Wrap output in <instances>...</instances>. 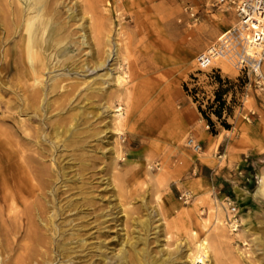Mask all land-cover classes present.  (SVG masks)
Segmentation results:
<instances>
[{"label": "rangeland", "instance_id": "obj_1", "mask_svg": "<svg viewBox=\"0 0 264 264\" xmlns=\"http://www.w3.org/2000/svg\"><path fill=\"white\" fill-rule=\"evenodd\" d=\"M6 1L0 264H126L121 252L127 259L131 251L144 264H191L203 240L209 246L202 264H263L264 71L255 79L222 60L204 69L195 64L235 24L234 13L215 0H42L35 13L43 8L41 20L52 19L58 30L53 26L48 51L44 34L31 33L42 60L30 67L28 35L19 26L35 13L23 1ZM206 7L219 16L207 17ZM187 107L219 139V174L177 173L201 154L185 144L188 137L199 142L182 115ZM13 151L28 171L20 184L28 193H12ZM224 196L238 210L235 232L225 224Z\"/></svg>", "mask_w": 264, "mask_h": 264}, {"label": "built area", "instance_id": "obj_2", "mask_svg": "<svg viewBox=\"0 0 264 264\" xmlns=\"http://www.w3.org/2000/svg\"><path fill=\"white\" fill-rule=\"evenodd\" d=\"M215 5L221 10H231L236 22L195 56L197 68L204 69L222 60L241 74L252 75L255 79L262 78L264 0H215ZM185 144L195 153L202 151L200 142L192 137H188ZM180 197L186 200L188 193L184 192ZM223 201L226 205L225 224L230 232H235L240 225L238 210L228 196H224Z\"/></svg>", "mask_w": 264, "mask_h": 264}, {"label": "bare ground", "instance_id": "obj_3", "mask_svg": "<svg viewBox=\"0 0 264 264\" xmlns=\"http://www.w3.org/2000/svg\"><path fill=\"white\" fill-rule=\"evenodd\" d=\"M23 1V3H24V9L27 11V10H31V11H33L34 13H35V11H39V10H36V6L38 5L39 6V4H41V1L42 0H20V2H22ZM8 2V0L6 1V3ZM14 2V1H13ZM50 2V1H49ZM8 3H10V2H8ZM16 3H18V2H16ZM11 5H12V2L10 3ZM18 4H20V3H18ZM22 4V3H21ZM45 4V3H44ZM43 4V5H44ZM15 5V4H14ZM13 5V6H14ZM38 6H37V8H38ZM45 6V5H44ZM17 7V6H16ZM20 7L22 8V6L20 5ZM41 7H43L42 6V4H41ZM48 7V6H47ZM1 8V7H0ZM3 8V7H2ZM10 8V7H9ZM18 8V7H17ZM49 8V7H48ZM47 8V9H48ZM51 9H52V7H50ZM47 9H45V10H47ZM50 9V10H51ZM2 10V9H1ZM12 10V9H11ZM10 10V11H11ZM42 10H43V8H41V12L40 13H35L34 15H29V14H27V15H25V17L23 18L24 19V26H19V27H24V30H25V32L27 33V37H25L26 38V41H25V43H24V47H23V45H22V47H23V49H24V51H25V54H26V56H27V58L29 59V60H31L32 61V63H31V65H30V67L31 66H33V65H35V62L37 63V61L39 60V61H41L42 59H40L41 57L39 56V52H38V48H41V42L39 41V38L37 39V38H31V33L33 34V33H38V32H40L42 35L44 34V44H43V47H45L44 49L45 50H47L48 51V49H49V47H51V37H52V33H54V30H55V28L54 27H56V26H54V25H52V19L49 21H43V20H41V18H42V14H44L46 11H44V13L42 12ZM49 10V11H50ZM3 11V10H2ZM9 11V12H10ZM48 11V10H47ZM25 12V11H24ZM51 12V11H50ZM12 13H13V11H12ZM23 13V12H22ZM21 13V14H22ZM53 13V12H52ZM4 15V11H3V13H1L0 14V16L1 15ZM6 14V13H5ZM16 14V13H15ZM25 14V13H24ZM32 14V13H31ZM45 14H47V12L45 13ZM54 14V13H53ZM52 14V17L51 18H53L54 16H55V14L53 15ZM2 15V17L4 18L5 16H3ZM50 15V14H49ZM17 16V15H16ZM46 16V15H45ZM51 16V15H50ZM47 17V16H46ZM49 17V16H48ZM17 18H20L21 19V17H17ZM10 19V18H9ZM22 19V20H23ZM44 19V18H43ZM49 19H50V17H49ZM1 20H4V19H1ZM15 20V19H14ZM13 20V21H14ZM54 20V19H53ZM10 21V20H9ZM17 21V20H16ZM15 21V22H16ZM12 22V21H11ZM14 22V23H15ZM17 23H18V21H17ZM17 23H15V24H12V25H16ZM55 23V22H54ZM1 24V23H0ZM3 24V23H2ZM19 24V23H18ZM20 24H21V22H20ZM57 24V23H56ZM55 24V25H56ZM4 25H5V21H4ZM58 25V24H57ZM54 26V27H53ZM13 27V26H12ZM3 28H5V27H3ZM6 28H7V26H6ZM5 28V29H6ZM18 28V27H17ZM60 28V27H59ZM8 29V28H7ZM23 29V28H22ZM37 29V30H36ZM56 29L58 30V28L56 27ZM61 29H62V27H61ZM8 31H9V29H8ZM8 31H6V32H8ZM18 31H19V29H18ZM13 32V31H12ZM25 32H22V33H25ZM55 32H58V31H55ZM11 33V32H10ZM14 33V32H13ZM15 33H17V32H15ZM21 33V34H22ZM12 34V33H11ZM11 34H10V36H11ZM20 34V33H19ZM20 34V35H21ZM61 34V33H60ZM6 36H7V34H5ZM4 35V36H5ZM38 35V34H37ZM57 35V34H56ZM5 36V37H6ZM12 36H13V34H12ZM23 36H24V34H23ZM22 36V37H23ZM3 38V37H2ZM24 38V37H23ZM43 38V37H42ZM54 38H55V35H54ZM56 39V38H55ZM1 40H3V39H1ZM53 40V39H52ZM65 41V40H64ZM23 42V41H22ZM21 42V43H22ZM55 42H57L56 40H55ZM76 43V42H75ZM14 47V46H13ZM53 47V46H52ZM103 47V46H102ZM110 49V48H109ZM108 49V50H109ZM11 50V49H10ZM12 51V50H11ZM40 51V50H39ZM42 51V50H41ZM57 51V50H56ZM45 52V51H44ZM10 53H12V52H10ZM18 53H19V51H18ZM21 54H23V53H20V55ZM41 54V53H40ZM112 49L108 52V54H106V55H108V56H111L112 57ZM66 55V54H65ZM68 55V54H67ZM66 55V56H67ZM20 57L19 56V54L18 55H16V57ZM54 56H55V54H54ZM53 56V57H54ZM46 57V56H45ZM65 57V56H64ZM68 57H69V55H68ZM68 57H66V58H68ZM100 57H101V53H100ZM9 58V57H8ZM48 58V57H47ZM46 58V59H47ZM49 59V58H48ZM60 59V58H59ZM20 60V59H19ZM104 60V59H103ZM12 61V60H11ZM15 61V60H14ZM13 61V62H14ZM18 61V60H17ZM39 61H38V63H39ZM46 61V60H45ZM16 62V61H15ZM47 62V61H46ZM46 62H44L45 64H47ZM99 62V61H98ZM17 63V62H16ZM103 63V61L101 62V60H100V63H99V65L100 64H102ZM18 64V63H17ZM40 64H41V62H40ZM58 64V63H57ZM60 64V63H59ZM58 64V65H59ZM19 65H21V63L19 64ZM19 65H17L18 67H19ZM44 65V64H43ZM44 67H45V65H44ZM46 67H48V66H46ZM35 68V67H34ZM33 69V68H32ZM26 70H28V69H26ZM35 72V71H34ZM32 74V73H31ZM34 74V73H33ZM17 75V74H16ZM38 75V74H37ZM27 76V75H26ZM33 76V75H32ZM36 78V77H35ZM32 79V78H31ZM38 80V79H37ZM28 82V81H27ZM32 82H36V81H32ZM37 82H39V81H37ZM33 84V83H32ZM36 84H38V83H35V85ZM41 84V83H40ZM35 85H33V86H35ZM39 85V84H38ZM32 86V85H31ZM24 87H22L21 89H23ZM31 88V87H30ZM20 89V88H19ZM32 89V88H31ZM30 89V90H31ZM26 90V89H25ZM24 90V91H25ZM33 90V89H32ZM36 91V90H35ZM20 92V91H19ZM26 92V91H25ZM24 92V93H25ZM21 93H22V91H21ZM32 94V93H31ZM39 94V93H38ZM22 95H23V93H22ZM25 96H27V95H25ZM39 96V95H38ZM30 97V96H29ZM24 99H26V98H24ZM31 99H34V94H32L31 95ZM30 101V100H29ZM35 102V101H34ZM33 104V103H32ZM59 140V139H58ZM23 151V150H22ZM10 152V151H9ZM14 152V151H13ZM24 153V152H23ZM10 154V153H9ZM13 155H14V161H13V164H12V180H13V184H14V192H12V193H16V194H19L20 192H27L28 193V191H29V188H27V187H25V188H22L21 189V182H23V183H25L26 182V177H27V174H28V171H26L25 170V168L20 164V162L19 161H17L16 160V156L18 155L16 152H14L13 153ZM10 156V155H9ZM8 157V156H7ZM11 157V156H10ZM23 158H25V161H27V162H29V160H32L33 159V157H31L30 155H24L23 156ZM9 159H11V158H9ZM12 163V162H11ZM29 166V165H28ZM30 167V166H29ZM7 169V168H6ZM35 170V169H34ZM31 171V170H30ZM34 173H35V171H33ZM38 172H39V170H38ZM37 172V173H38ZM41 172V171H40ZM1 175H3V174H1ZM7 175V174H6ZM5 175V176H6ZM35 175V174H34ZM30 176V175H29ZM36 176V175H35ZM41 176V175H40ZM4 177V176H3ZM5 178V177H4ZM6 178H7V176H6ZM31 178V177H30ZM34 179V178H33ZM32 180V179H31ZM39 180V179H38ZM3 181H5V180H3ZM7 181V183H8V181L9 180H6ZM2 183H4V182H2ZM6 183V182H5ZM6 185V184H5ZM9 185V184H8ZM258 191H264V176H261V178H260V180H259V183H258ZM11 192V191H10ZM6 193V192H5ZM8 194H9V192H8ZM10 195V194H9ZM13 195V194H12ZM12 195H10V197L12 196ZM8 196V195H7ZM35 197V196H34ZM5 198H7L6 197V194H5ZM12 198V197H11ZM17 199V198H16ZM8 200V199H7ZM34 200V199H33ZM34 202H35V200H34ZM36 205V204H35ZM27 208H25V210H24V214H25V216H27L28 217V215H30V214H28L29 212L28 211H30V210H28V206H26ZM39 209V208H38ZM8 216V215H7ZM31 216V215H30ZM32 218V217H31ZM29 222H30V220H29ZM30 229V228H29ZM217 231V230H216ZM263 231V230H262ZM25 232H27V231H25ZM24 232V233H25ZM220 234H222L221 232H220ZM132 235V234H131ZM218 235V234H217ZM223 235V234H222ZM264 235V234H263ZM140 236V235H139ZM218 236H221V235H218ZM223 238V237H222ZM221 240V239H220ZM219 240V241H220ZM207 240H203L202 242H200L198 245H197V248H196V252H195V255L192 257V262H191V264H196V263H200V264H202L203 262H204V257L206 256V253H207V249L206 248H208L206 245H208L207 243L208 242H206ZM223 241V240H222ZM1 242V241H0ZM239 243V242H238ZM131 246V245H130ZM209 246V245H208ZM26 247V246H25ZM21 248V247H20ZM129 251V250H128ZM134 253H136V252H130V254L129 255H127L128 256V258L126 259L125 258V256L123 255V252H121V254H122V257L124 258L123 260H124V262L126 263V264H144V262H145V260L144 261H142V257L140 256V257H137L136 256V254H134ZM119 254V253H118ZM117 253H116V255H118ZM140 255V254H139ZM115 256V255H114ZM151 257V256H150ZM112 259V258H111ZM159 259V258H158ZM262 259V258H261ZM112 260H115V259H112ZM157 260V259H156ZM160 260V259H159ZM263 261V260H262ZM115 262V261H114ZM149 262H151L150 260H149ZM69 263V262H68ZM155 263H156V261H155ZM146 264V263H145ZM263 264H264V262H263Z\"/></svg>", "mask_w": 264, "mask_h": 264}, {"label": "crops", "instance_id": "obj_4", "mask_svg": "<svg viewBox=\"0 0 264 264\" xmlns=\"http://www.w3.org/2000/svg\"><path fill=\"white\" fill-rule=\"evenodd\" d=\"M210 4L214 5V1H211ZM202 11H206L204 13L207 17L210 16L211 12H213L216 16H219L220 14L217 8L214 10L206 7L202 9ZM195 113L194 108L187 107L183 111L182 115L185 116L186 124L193 130V135L202 144L203 149L198 157L197 164L190 161L187 164L181 165L177 168V173L182 174L186 171H190L192 174H196L197 178L203 179L210 174L220 173L222 167L220 162L222 155L216 153L219 143L217 135L210 134L206 129V124H204L201 120L196 119ZM239 165L244 166V162H239Z\"/></svg>", "mask_w": 264, "mask_h": 264}, {"label": "trees", "instance_id": "obj_5", "mask_svg": "<svg viewBox=\"0 0 264 264\" xmlns=\"http://www.w3.org/2000/svg\"><path fill=\"white\" fill-rule=\"evenodd\" d=\"M218 81H221V80L218 78ZM215 99H216L217 101L220 100V93H219V92H216ZM222 103H223V102H221L220 104H222ZM213 113H214L217 117H219V115H220V112H219L218 109H215V110L213 111ZM206 119H207L209 125H211V120H210L208 117H206ZM210 132H211L212 134L215 133L214 130H212V129L210 130ZM203 175H208V174H203Z\"/></svg>", "mask_w": 264, "mask_h": 264}]
</instances>
